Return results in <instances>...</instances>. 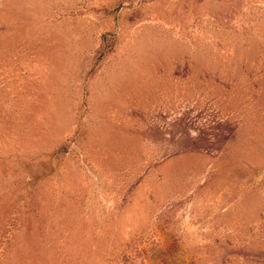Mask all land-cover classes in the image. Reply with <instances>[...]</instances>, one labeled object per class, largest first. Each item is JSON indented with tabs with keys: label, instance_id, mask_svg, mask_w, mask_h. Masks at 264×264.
I'll return each instance as SVG.
<instances>
[{
	"label": "rangeland",
	"instance_id": "1",
	"mask_svg": "<svg viewBox=\"0 0 264 264\" xmlns=\"http://www.w3.org/2000/svg\"><path fill=\"white\" fill-rule=\"evenodd\" d=\"M0 264H264V0H0Z\"/></svg>",
	"mask_w": 264,
	"mask_h": 264
}]
</instances>
